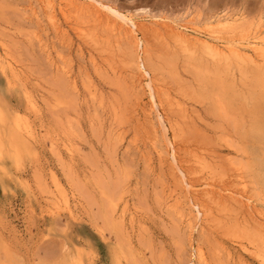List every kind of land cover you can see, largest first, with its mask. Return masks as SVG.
I'll list each match as a JSON object with an SVG mask.
<instances>
[{"label":"rangeland","instance_id":"obj_1","mask_svg":"<svg viewBox=\"0 0 264 264\" xmlns=\"http://www.w3.org/2000/svg\"><path fill=\"white\" fill-rule=\"evenodd\" d=\"M48 1L50 6L46 0H0V264H259L221 242L210 216H196L187 203L193 193L203 199L208 187L193 175L187 185L176 167L175 161L187 166L188 139L182 144L176 137L164 102L167 117L149 105L147 77H131L120 58L133 49V40L98 3L113 6L140 29L146 26L145 48L156 51L151 32L183 26L192 38L258 48L264 0H71L63 8L59 0ZM90 2L97 3L99 17L88 11ZM218 16L228 18L232 29L224 27L222 40L215 41L216 33L210 34ZM77 28L93 30L99 47L108 43L112 53H100ZM256 60L262 64L247 78L236 72L234 103L242 111L235 122L220 121L202 100L210 85H201L191 67H179L175 80L162 70L153 84L171 95L182 85L193 117L189 125L210 143L217 161L242 168L252 198L242 199L263 221L264 82L258 76L264 75V60ZM239 117L240 138L233 127ZM11 136L21 148L9 146ZM174 136L175 161L169 154Z\"/></svg>","mask_w":264,"mask_h":264},{"label":"bare ground","instance_id":"obj_2","mask_svg":"<svg viewBox=\"0 0 264 264\" xmlns=\"http://www.w3.org/2000/svg\"><path fill=\"white\" fill-rule=\"evenodd\" d=\"M46 1H47L46 6H50L51 1H48V0H46ZM88 1H91V0H88ZM70 2H71V0H59V3L62 4L61 8L69 5ZM92 2H94V1H92ZM90 4H91L92 9L93 8H95V9L92 10V9H89L87 7L88 11H92V12L97 11L96 12V15H97L98 11H99V9L98 8L96 9V7H95L97 3L94 5L93 3L90 2ZM98 5H99V8H101V11L103 8L105 10L106 14L112 16L115 19H119L121 24H122L121 29L124 33L123 35H127L129 38H131L133 40V42H134L133 43V45H134L133 49L125 50L124 53H122V56L120 58L123 57L121 62L123 63L126 70L128 69L127 71H129L128 73L131 75V77H133V75H135L136 73H139L138 76L141 74L143 77H145V76L147 77L148 82H147L146 86L148 87V95L150 97V103H151L149 105L156 107L159 110V114H161L160 111L163 110L162 106L165 104L166 108H167L166 111H168L169 114L171 115L170 118L172 119L171 120L172 124L170 126H172V125L174 126L172 128L173 129L175 128V131L172 128L171 129L176 133V137L179 138L178 140L182 144L186 143V142H184L183 139H188L187 144H189L188 147L190 148V152H189L190 154H188V156H189L188 160L183 159L184 163L187 162L185 164V165H187L185 168H184V166H182L181 161H179V162L177 161L178 163L175 161V160H177L176 156H178L177 154L179 153V152L177 153L178 150L176 151V144H177L176 142L178 140L175 139V136L172 137L171 140L169 141V149H170L169 154L174 159V161L176 163V167L179 170V172L181 173L180 175L181 176L183 175L182 177H183V179L186 180L185 182L187 185L190 184V181L189 182L187 181V175H190V176L193 175V176H196V178L198 180L199 179L202 180L203 181L202 183H204V185H206L208 187L206 188V191L204 189L205 192L203 193L204 196H202L203 199L201 198L202 200L201 199L198 200L196 196H195V198H193V196H194L193 195L194 193H193L191 196L189 195V197H192V199H190L191 203H189V202H187V203L190 204L192 207H195L194 210H197L196 216L199 213H201V215L206 213L208 216H210L209 222L212 224V227H213L215 233L217 234V237L221 240V242L227 244L228 246H236L239 251L245 252L249 258L251 256L259 264H264V222H263L264 220L261 221L260 219H258L259 218L258 216L251 215L250 214L251 210L249 208L250 204L248 205V203H244V201H243V199L251 200L252 198L250 199V195H247L248 183L245 180V177H243L242 174L239 175V171H240L241 167L239 166L240 168H238V166H236L237 167L236 168L230 164L224 166L220 163L221 161H217V156L215 155V151L212 148V146L210 145V143L206 141V139L204 138L203 135H201L199 130L193 128L192 125H189L192 122L193 117L189 113V111H188L189 109H187V107H185V103L183 101V98H185L187 103L189 102V101H187V99H189V98L187 96L188 95L187 92H184L182 90V88H180L182 85L180 87L179 86L176 87L177 88L175 90L176 93L174 95H171L167 91L168 89L160 91L157 89L159 87V85L156 86L157 85L156 84L155 85L156 87H155L153 84L154 74L157 73L159 75V72H161L162 70L167 71L170 74V76L175 80L178 78V75H179L178 74L179 73V71H178L179 67H183V69H184V67H191L195 72V75H196L195 79L197 80V77L200 78V81H201L200 84L202 83V84H205L206 86H207V84L210 85V87H209L210 88V90H209L210 94L208 93L206 96L204 95L205 98H203L202 100L205 99V101H206V98H207L206 102H208L210 104V107H212L213 113L219 117L220 121L224 122L225 120L226 121L230 120V121L235 122V117L237 116L236 113L239 114L242 111L239 107H236V105L234 103V99H235V95H236V88H235L236 72L239 71L238 74L240 73V75L242 74L243 76L246 77V76L250 75L249 74L250 70L257 69V68H255L256 64L258 66H259V64H262L261 62H259V64H258L259 59H258V61L256 59L261 58L262 60H264V40L258 41L257 44L259 46H258V48H255L256 50H258V52L256 53L254 48L253 49L250 48L251 46H249L248 48H242L241 47L242 49L239 48L238 46H234L233 42H230L231 40L227 39V37H226V39H227L226 44H219L218 45V43H211L207 40L199 39L198 37L197 38L190 37V34H188L186 32V30H185L186 27H184V26L182 27L181 30L176 29V28L174 29L172 27L169 28V27L165 26L166 28H163V30H164L163 33L159 32L158 30H155L154 32H151V34H150V36H151L150 40H153L154 48H158V50H156L157 51L156 52L153 49L149 48L150 50H148V48H145V45H144V40H145L144 39L145 38L144 29L145 30L148 29L146 26L144 29H140V27L136 24L137 22L133 21L130 17L120 13L116 8H114L111 5H105V4H100V3H98ZM60 10H62V9H60ZM80 10H82V9H80ZM80 10H79V12H80ZM94 15H95V13H94ZM96 15H95V17H96ZM101 15H103V14H101ZM216 18L217 19L214 22L216 24L214 29H216V30L213 31L212 26L209 24L212 28L210 35H212V33L213 34L216 33L215 34L216 36L214 35V38H213V39H215V41H217V39L222 40L223 35H221L220 33H221V31L224 32V30H222L224 27H225V29L230 30L229 27L231 28V26H232V24L230 26H228L229 25L228 18H221V16H218ZM98 19H94V20L99 21ZM85 20L89 21L88 19H85ZM91 20H92V18H91ZM77 21H78V19H77ZM81 22H82V20H81ZM90 22H92V21H90ZM110 22H112V21H110ZM79 24H82V23H79ZM112 24H113V22L111 23V25ZM93 26H95V25H93ZM109 26H110V24H109ZM227 26H228V28H226ZM213 27H214V25H213ZM107 28L108 27H105V29H107ZM211 28L209 27V29H211ZM77 29H75V30H77ZM85 29H87V27ZM85 29L84 28L78 29L79 30L78 36H80L82 38L87 37V43L89 42L90 45L93 46L95 49L100 48L99 47L101 44L100 43L101 42L100 41V38H101L100 35H99V37H100L99 38L94 33L93 30L89 29V31H91V32L88 33V32H86L87 30L85 31ZM116 29H113V30L116 31ZM149 29L152 30L153 27H152V29L149 27ZM154 29H156V28H154ZM205 29H207V28H205ZM107 30H110V27ZM115 31H113V32H115ZM198 31H200V29ZM217 33H218V35H217ZM194 37H196V36H194ZM77 38H79V37H77ZM224 39H225V36H224ZM107 44L106 45L104 44L105 46H103V49L100 48V50H99L100 53L103 52L105 54V51H107V54L109 53L108 51L110 49H108L109 47H107L108 46ZM113 45H115V44L113 43ZM254 45H252V46H254ZM256 46H254V47H256ZM146 47H148V46H146ZM110 53H112V52H110ZM141 75H140V77H141ZM131 77H130V79H131ZM245 77H243L241 79L245 80L247 78V77L246 78ZM237 78L238 77H236V79ZM136 79H137V77H136ZM255 79L257 80V77ZM156 80L157 79H155V82L157 83L158 80L157 81ZM136 81H135V83H136ZM261 81L264 82V75L263 74L258 76V82H261ZM245 82H247V80ZM137 83H138V81H137ZM160 83H161V81L159 82V84ZM129 84H131V82ZM138 85H139V83H138ZM162 86H163V84H162ZM206 86H204L205 87L204 89H206ZM195 96L198 98V94H196ZM163 102H164V104H163ZM164 110H163V112H164ZM155 111H157V110L155 109ZM166 111L164 113H162V116H165ZM249 114H250V112H249ZM197 115H199V114H197ZM158 117H160V116H158ZM165 117H167V116H165ZM239 118H240L239 119L240 121H236V123H234L233 127L236 128L235 134H237L240 138L241 135H240L239 130H241L243 128L244 123L242 121V118L241 117H239ZM263 120H264V118H263ZM263 120H262V122H263ZM255 124H257V123H255ZM222 127H224V125ZM258 127H260V125ZM251 128L253 129V127H251ZM255 128H256V126H255ZM166 129H167V127H166ZM245 132L246 131H244V133ZM262 132L264 133L263 130H262ZM259 133H260V131H259ZM257 134H258V132H257ZM163 135H164V132H163ZM258 136H260V135H258ZM224 141L226 142V139H224ZM178 144H180V143H178ZM2 145H3L2 141L0 140V151L2 150L1 149ZM9 146H11V148L13 147L16 150L21 148L20 142H18V140L14 136H11V138L9 139ZM185 148H187V147H185ZM187 150H189V149H187ZM223 150H225V149H223ZM228 152H230V151H228ZM0 154H1V152H0ZM181 154H183V152ZM186 154H187V152H186ZM216 154H218V153L216 152ZM158 158H159V156H158ZM185 158H186V156H185ZM259 161L258 162L256 161V164L260 165L259 166V168H260L262 166V164ZM171 165H173V164H171ZM249 168H250V166H249ZM243 170H244V173H246L244 167H243ZM233 176L235 178L236 177H239V178L235 179ZM259 179L262 181V183H264V177H262V178L260 177ZM193 180H196V179H193ZM193 183H195V182H193ZM184 188L185 187L183 185V189ZM216 188L218 189V191L216 190ZM251 188H253V187H251ZM199 192H200V190H199ZM232 194H234L237 197H234V195H232ZM182 195H185V194H182ZM185 197H186V195H185ZM187 199L189 201V198H186V200ZM184 202H186V201H184ZM247 202H249V201H247ZM252 204H253V202H252ZM253 208H254V206H253ZM260 215L262 216V214H260ZM200 217H203V216H200ZM204 217H207V216H204ZM256 217H258V218H256ZM263 218H264V215H263ZM192 226L194 228V225H192ZM190 246H191V244H190ZM195 251H196V248H195ZM197 251H198V249H197ZM197 251L195 253H197ZM65 252H66V249H65ZM228 253L229 252H226L227 255H229ZM4 258L6 259V256H4ZM4 258L2 260H4ZM9 259L12 260V258H9ZM14 259H15V257H14ZM9 261L10 260H8L6 263H8ZM60 262L62 263V261H60ZM60 262H58V264ZM4 263H5V261H4ZM14 263H16V260ZM16 264H18V263H16Z\"/></svg>","mask_w":264,"mask_h":264}]
</instances>
